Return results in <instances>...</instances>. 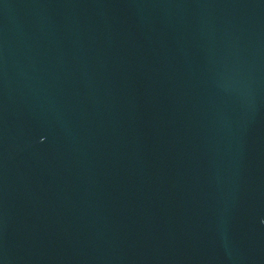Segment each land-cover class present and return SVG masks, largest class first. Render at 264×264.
I'll return each instance as SVG.
<instances>
[{
	"label": "water",
	"instance_id": "water-1",
	"mask_svg": "<svg viewBox=\"0 0 264 264\" xmlns=\"http://www.w3.org/2000/svg\"><path fill=\"white\" fill-rule=\"evenodd\" d=\"M0 264H264V0H0Z\"/></svg>",
	"mask_w": 264,
	"mask_h": 264
}]
</instances>
